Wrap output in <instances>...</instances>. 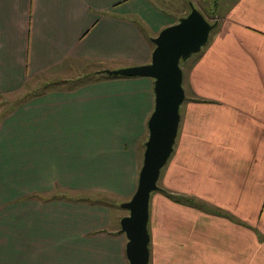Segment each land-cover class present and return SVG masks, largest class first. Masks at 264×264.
<instances>
[{"label":"crops","instance_id":"crops-1","mask_svg":"<svg viewBox=\"0 0 264 264\" xmlns=\"http://www.w3.org/2000/svg\"><path fill=\"white\" fill-rule=\"evenodd\" d=\"M221 1L212 39L184 61L186 104L160 175L169 195L184 187L205 202L190 208L159 188L149 264H264V0H236L224 18ZM174 3L0 0V264H129L128 215L94 207L82 220L69 203L31 196L57 186L135 194L155 80L95 74L150 64L153 39L191 13ZM49 74L73 84L36 92ZM72 236L88 241L81 257Z\"/></svg>","mask_w":264,"mask_h":264},{"label":"water","instance_id":"water-1","mask_svg":"<svg viewBox=\"0 0 264 264\" xmlns=\"http://www.w3.org/2000/svg\"><path fill=\"white\" fill-rule=\"evenodd\" d=\"M216 25L193 7L188 16L165 28L153 39L156 47L150 64L103 71L110 77L155 80L156 104L148 124L149 138L145 144L138 187L132 199L122 205L129 212L121 220V232L128 239L126 254L129 264L150 263L151 194L159 190L161 171L174 152L181 122L180 107L185 100L180 63L206 46Z\"/></svg>","mask_w":264,"mask_h":264},{"label":"rangeland","instance_id":"rangeland-1","mask_svg":"<svg viewBox=\"0 0 264 264\" xmlns=\"http://www.w3.org/2000/svg\"><path fill=\"white\" fill-rule=\"evenodd\" d=\"M174 2L175 3L172 6V8H169L174 13H176L175 12L176 6L181 8L180 4H184V8L186 11H188L190 8L192 10L193 7L196 8L197 10H200V11L202 10L205 13V15L207 16L205 18L206 19L208 18L209 19L208 21H210L211 23H213L215 21V16L217 13L216 8L214 10V7H216L217 5L218 6L222 5L221 0H208L207 3L205 1L203 2V0H201L198 2L199 5L198 4H191L194 2L188 1V0H186V2L180 1V0L179 1L174 0ZM233 2H236V0L226 1V2H224V6H221L222 8L219 10L218 13L221 15L222 18L225 17L226 12L228 11L229 7L231 6V4ZM160 3L162 5H165L163 2H160ZM178 3H180V4H178ZM203 12H202V14H204ZM214 34L215 33H213V35ZM213 35L211 36V38L209 37V39H212ZM198 54H195L188 59V62H190V65L198 60V58H199ZM180 66L183 69L185 67V70H186L189 68V63H185L183 61L180 63ZM53 75H55V77H56L55 80L47 79V78H51ZM99 75H103L104 78H112V77L105 75V74H99ZM99 75L95 74V78L100 77ZM46 76L47 75H45L44 78L42 79L41 86L35 89L36 92H38V93L44 92L43 90L47 86H49V88H50L49 91H51V92L60 91V90H63V88L73 84V82H68L67 83L68 85L65 84V82L62 78V74H49V76L47 78H46ZM90 77L92 78L94 76L91 75ZM121 78H123V77H114V79H121ZM80 81L81 80L76 81L78 83H75V84H79ZM31 92H33V90ZM185 104L186 103H182V105L180 107V114H181L182 108ZM107 133L108 134L110 133L114 136H118L121 134L119 132V130H110L109 132H105V134H107ZM163 169H164V172H166V167H164ZM90 177L99 184L104 183L102 176L91 174ZM112 177L114 179V176H112ZM161 179H162V177L158 181V186L161 190L163 189L164 191H167V190H165V188L163 186V181H162L163 179L162 180ZM94 188H96V187H93L91 190L88 191V190H81V189H67V188H64L61 186H57L54 190H52L46 194L43 193V194L32 195L31 198L39 199L43 202L62 201V202L69 203V204L73 205V208L71 210V214H73L74 216H79L82 220L90 217L94 207H106V209L109 207H112L114 214L117 213L120 215H124V214L129 215L128 210L122 208V205L124 203L130 201L133 196L122 197L119 194L113 193V196L111 197L109 193L101 192L98 189H94ZM160 189H159V191H155L151 194V200H153V202H155L157 199L163 198L162 194L160 193V191H161ZM163 196H165L166 198H171V200H175V201L179 200L181 202H186V203H184L185 206L190 207V208H192V207L194 208L195 206L197 208H199L198 206H200V204H203L205 202L201 197L196 196V191L187 190L184 187H180V188L174 190L173 196L169 195L168 191ZM88 208H91V213H88ZM119 221L117 223L118 225H120V222H121V221L120 222ZM114 223L115 222H114V218H113V224ZM66 240L68 242L72 243L73 245L79 247V250H75L72 252L73 256L81 257L85 254V252L83 251V248L87 244L88 241H86L80 237H77V236L68 237V238H66Z\"/></svg>","mask_w":264,"mask_h":264},{"label":"trees","instance_id":"trees-1","mask_svg":"<svg viewBox=\"0 0 264 264\" xmlns=\"http://www.w3.org/2000/svg\"><path fill=\"white\" fill-rule=\"evenodd\" d=\"M97 75H99V74H97ZM104 77V76H103ZM112 78H114V77H112Z\"/></svg>","mask_w":264,"mask_h":264}]
</instances>
